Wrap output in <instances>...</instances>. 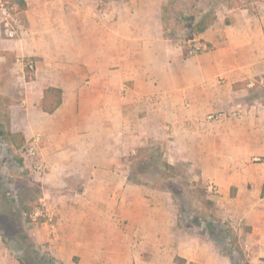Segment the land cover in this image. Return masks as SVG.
Instances as JSON below:
<instances>
[{"label": "crops", "instance_id": "crops-1", "mask_svg": "<svg viewBox=\"0 0 264 264\" xmlns=\"http://www.w3.org/2000/svg\"><path fill=\"white\" fill-rule=\"evenodd\" d=\"M168 1L26 0L19 38L0 29V64L27 75L9 130L40 137L44 189L62 193L52 249L67 264H231L218 244L176 234L173 199H143L130 182L124 156L142 146L163 145L168 164L218 186L222 210L252 209L248 222L264 223V161H254L264 159V102L249 95L264 82V15L219 6L208 49L189 56L183 33L167 35ZM51 86L63 101L46 113ZM250 242L264 255V234ZM14 263L0 241V264Z\"/></svg>", "mask_w": 264, "mask_h": 264}, {"label": "rangeland", "instance_id": "rangeland-1", "mask_svg": "<svg viewBox=\"0 0 264 264\" xmlns=\"http://www.w3.org/2000/svg\"><path fill=\"white\" fill-rule=\"evenodd\" d=\"M169 2L168 7L171 6ZM175 3L203 13L223 4L246 6L261 19L264 15V0H176ZM2 17L0 9V29L3 37L7 38ZM166 22L171 26V21ZM186 32L185 29L183 36ZM21 60L15 62L21 63ZM26 76L11 59L0 64V241L11 249L14 264H67L52 249V225H57L59 218L55 196L62 193L44 189L43 178L50 169L47 168L42 176L33 172L34 163L41 158L29 154L30 142L17 149L7 136L10 129L9 105L20 95H16V88L22 87ZM254 82L253 92L249 95L253 100L264 102V82L260 79ZM225 115L230 117L229 113ZM162 148L163 145L142 146L124 156L127 174L131 175L130 182L142 187L143 199L174 200L175 232L178 236L205 237L207 242L218 244L231 264H264V255H255L256 246L250 250L251 235L264 234L262 217H255L253 221L257 218L260 223L255 227L248 222L252 219V214L248 213L255 210H222L216 205V197L220 194L218 186L211 179L201 177L197 168L191 170L186 162L175 166L168 164ZM254 161L263 162L264 159L257 156ZM77 193L81 194L80 191ZM49 215L54 217L53 221L49 220ZM28 217L32 220L29 221ZM73 259L78 264L80 257L74 256Z\"/></svg>", "mask_w": 264, "mask_h": 264}, {"label": "trees", "instance_id": "trees-1", "mask_svg": "<svg viewBox=\"0 0 264 264\" xmlns=\"http://www.w3.org/2000/svg\"><path fill=\"white\" fill-rule=\"evenodd\" d=\"M9 5L16 3L19 11H24L27 8L26 0H8ZM176 0H170L171 3L166 5L164 11V18L171 21V26H168L166 22V32L167 35L171 38H177L178 35L185 32L184 37L189 38H202L204 32L210 28L217 20V15L215 10L205 12L203 11H193L191 7L187 5H176ZM174 11V12H173ZM185 55L188 54V49L184 47ZM63 101V91L58 87H48L44 91V98L42 102V110L46 113H53ZM7 136L10 139L11 143L17 148L20 149L24 146L26 140L22 132H12L8 131ZM264 193V191H263ZM28 220H32L31 217H28ZM41 221H44L43 218H40Z\"/></svg>", "mask_w": 264, "mask_h": 264}, {"label": "built area", "instance_id": "built-area-1", "mask_svg": "<svg viewBox=\"0 0 264 264\" xmlns=\"http://www.w3.org/2000/svg\"><path fill=\"white\" fill-rule=\"evenodd\" d=\"M103 1H101L102 3ZM8 0H0V9L2 12V22L4 23V34L7 38L13 39L20 35L22 21L19 16L20 11L16 3L9 5ZM185 46L188 49L189 56L197 55L208 49V46L204 43L202 38H189L185 40ZM30 69H33L34 65L32 62L28 63ZM223 112L211 113L208 115L209 119H219L223 116ZM39 135L29 144L28 152L34 157H38V148L35 142L39 141ZM33 172L38 176H42L46 173L47 166L46 164L38 160L33 165ZM211 188L214 187V184L211 183ZM50 216V215H49ZM54 217L50 216L49 220L53 221Z\"/></svg>", "mask_w": 264, "mask_h": 264}]
</instances>
